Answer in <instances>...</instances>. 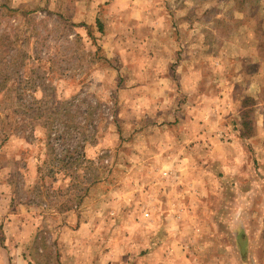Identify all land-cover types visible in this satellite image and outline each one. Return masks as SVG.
I'll list each match as a JSON object with an SVG mask.
<instances>
[{"label": "rangeland", "instance_id": "obj_1", "mask_svg": "<svg viewBox=\"0 0 264 264\" xmlns=\"http://www.w3.org/2000/svg\"><path fill=\"white\" fill-rule=\"evenodd\" d=\"M256 1L0 0V249L19 219L35 223L37 249L46 226L81 211L100 227L96 245L117 234L139 245L131 260L153 244L165 264H264V82L262 107L243 99L240 115L259 137L226 139L238 109L207 52L230 46L232 9L264 34ZM146 4L156 12L138 19L168 22L167 59L131 42L146 31L131 6ZM193 72L188 97L177 80Z\"/></svg>", "mask_w": 264, "mask_h": 264}, {"label": "crops", "instance_id": "obj_2", "mask_svg": "<svg viewBox=\"0 0 264 264\" xmlns=\"http://www.w3.org/2000/svg\"><path fill=\"white\" fill-rule=\"evenodd\" d=\"M259 3L260 0H257L256 11H259L260 9H262L263 11L261 3ZM131 7L133 9L129 14V19H131V17L136 19L141 18L142 11L144 10L149 11V9H151L152 11L156 12L155 7L147 4L146 7L142 10H136L137 8H135V6ZM232 10V13L234 14L232 15V19H234L232 20V25L234 27L229 31L230 46H227L228 49L226 48L224 52H222L221 50H219L218 52H213L211 48H209L207 52L210 60L216 59L217 55L221 58V66L219 68H212L215 74H221V68L224 65L226 67L225 73L223 72L226 75L225 90H227V92L229 91L228 93L231 94V97L227 96L225 99L226 105L228 106V111H234L235 109H238L235 111L237 119L234 116L232 118V121L236 124H232V131H230V133H226V139L234 137L235 139L239 140H248L255 134L257 135V137H259L260 128L258 127V122L252 119V123L254 125H252V127H254V132L255 128L258 127L257 132L252 133L250 131L247 134L246 131L249 130H245V124H247V126H251L250 121L247 118L241 117L240 115L241 111L244 109L243 106L246 107L247 105L246 103L243 104V99H248V101L250 102V107L254 108V111L259 110V107H262L263 105L262 103L257 102V98L259 96L261 86L264 82V34L262 29L263 27L259 28L258 20L256 26L245 28V25H241V23H238L239 16H237L236 12L239 13L240 11L237 9ZM262 11L260 23H262L261 21L264 20V12ZM180 19L178 18L177 23H179ZM162 21L164 22L165 27H167L168 22L164 17H162L161 20L159 18H145L136 20V22L134 23V27H141L146 31L143 37L139 36L138 39L137 36H134L131 42H136L137 44L143 45L149 44L154 46L157 52L161 50L164 51L162 48V44H167L169 42L168 39H164V35L158 29L160 26L162 27ZM235 23L237 24L235 25ZM129 25H131V23ZM260 26L262 25L260 24ZM178 27H185L184 22L182 21L180 26ZM132 32L134 33L135 30L133 29ZM211 34L212 32L207 35L208 38H205L204 42H207L208 44L211 43ZM180 42L181 44H183V40L181 38ZM236 42H238V45H236ZM133 49L134 48H130L129 50L126 49L125 52H132ZM121 51L123 52L124 50L122 49ZM165 52L168 53V55L169 52L168 50L164 51V57L165 59H167L168 56ZM121 57L125 56L121 55ZM153 58H158V55L153 53ZM197 74L198 72H193L192 76L177 80V84L181 87L180 90L182 91V93H187L188 97L194 96L196 94L194 77H197ZM229 75L232 77L231 81L227 79ZM248 91L253 92L255 96L250 97L247 94L245 98L243 96V92ZM248 97L250 98V100ZM231 113V115H234V112ZM197 137L200 138V135L197 134ZM226 144L229 143L226 142ZM257 146L262 145L257 142ZM86 215L87 214L85 212L82 213L81 211H67L62 214L63 222L55 225L54 228L51 229L49 228V226H46V224H44L46 227H48V233L47 229L45 233L46 235H48L49 239L42 238V242L37 247V249H33V238L38 231L35 223L33 221H27L24 218L19 219L18 229L16 232L17 234L13 236V239L11 238L12 235L9 236L7 234H5L4 238L2 237L4 246H2V248L0 249V264L166 263L167 260L165 258L167 256L164 257L165 260H154L152 258L153 251H157L160 249L163 252L165 251L162 245H158L157 247L155 245L153 246V244H150L148 246H144L146 248H138L140 250L144 249L145 252L143 254L146 257L139 260H136L135 258L131 260L130 258L131 256H133L131 254L136 251L139 245L135 244V242H131V240H127V244H124L126 242H122L119 234H117L118 237L113 236V242L109 243L108 241L104 245H102L101 243L100 245H98L97 242L96 245L94 242H92V235L97 234L100 227L98 226V223L94 222V218ZM117 215H120V213H117ZM118 219H121V216H119ZM46 220L47 217L45 218L44 223H47ZM156 229L157 228H155L154 226H150L151 233L158 231ZM117 239H119L120 242H117ZM10 243H12L11 247L8 246ZM102 243L104 242L102 241ZM156 247L158 248L157 250H155ZM135 260L137 262H135Z\"/></svg>", "mask_w": 264, "mask_h": 264}, {"label": "built area", "instance_id": "obj_3", "mask_svg": "<svg viewBox=\"0 0 264 264\" xmlns=\"http://www.w3.org/2000/svg\"><path fill=\"white\" fill-rule=\"evenodd\" d=\"M147 216V214H144V217H146Z\"/></svg>", "mask_w": 264, "mask_h": 264}, {"label": "trees", "instance_id": "obj_4", "mask_svg": "<svg viewBox=\"0 0 264 264\" xmlns=\"http://www.w3.org/2000/svg\"><path fill=\"white\" fill-rule=\"evenodd\" d=\"M245 126H247V124H245Z\"/></svg>", "mask_w": 264, "mask_h": 264}]
</instances>
